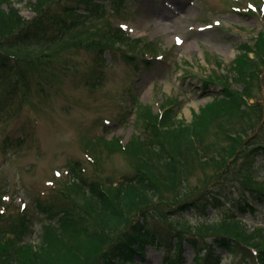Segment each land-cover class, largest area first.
<instances>
[{
	"label": "rangeland",
	"instance_id": "obj_1",
	"mask_svg": "<svg viewBox=\"0 0 264 264\" xmlns=\"http://www.w3.org/2000/svg\"><path fill=\"white\" fill-rule=\"evenodd\" d=\"M31 1L35 0H13L27 18L35 16ZM119 1L109 0L104 16L67 31L62 44L46 41L23 49V57L31 60L44 54L54 56L44 91L35 86L33 66L20 61L14 73L2 75L5 83L22 81L25 86L18 87L11 97V101L22 102V111L10 124L0 121V209H7L8 222L26 211L33 215L34 237L50 215L42 212L37 202L53 205L51 210L56 211L75 200V188L70 187L73 166L79 162L87 180L111 177L119 181L135 174V158L122 145L142 134L157 140L152 137L155 126L144 130L145 121L137 117L141 106L149 105L156 113L171 107L180 110L179 118L193 122L201 108L214 101L213 95L224 90L219 79L227 75L233 80L232 66L240 49L254 46L264 33V0H123L120 9L114 11ZM121 25L131 39L140 38L139 42L131 41V46L140 43V51L134 53L137 60L122 53L131 46L116 44V50L101 53L96 42L94 48L92 42L100 35ZM84 37L81 43L79 39ZM26 69H30L27 75ZM232 87L236 89L234 82ZM263 89L257 90L256 100L264 106ZM159 125L168 130L171 127ZM168 134L173 135L171 131ZM8 135L14 144L6 152L4 140ZM100 137H118L121 148L96 140ZM248 138L264 142V125ZM257 165L259 178L251 185L264 189V155L258 157ZM200 168L181 190L167 188L159 203L174 209L206 190L216 168ZM234 208L233 201L209 207L211 220H205L199 211H178L172 229L187 227V235L201 240L194 233L196 225L219 224ZM239 214L244 217L252 244L247 243L240 252L215 245L219 262L264 264L261 249L256 247L259 243L264 249V201L255 211ZM211 234L204 235V240H210ZM185 248L183 264H198L194 259L206 254L187 243ZM162 252L149 245L145 264H161Z\"/></svg>",
	"mask_w": 264,
	"mask_h": 264
},
{
	"label": "trees",
	"instance_id": "obj_2",
	"mask_svg": "<svg viewBox=\"0 0 264 264\" xmlns=\"http://www.w3.org/2000/svg\"><path fill=\"white\" fill-rule=\"evenodd\" d=\"M122 1L115 4L118 6ZM29 6L35 11L32 18L25 17L12 0H0V73H4L0 74V121L6 124L22 111V102L11 101V97L25 83L15 80L5 83L2 75L14 73L20 61L33 66L35 86L44 91L50 64L55 60L51 54L37 60L24 58L23 49L46 41L62 44L67 31L93 17L104 16L107 11L104 0H35ZM86 38L79 41L82 43ZM131 41L121 27L112 26L92 43L94 48L98 44L103 53L116 50V44L127 48ZM139 44L123 51V55L137 60L134 53L140 51ZM241 49L242 54L232 66L233 80L227 75L219 79L225 85L224 90L214 96V102L201 108L192 123L179 118L180 110L170 107L156 113L149 105L141 106L137 117L145 121L144 130L155 126L152 137L157 140L142 134L122 145L135 158V174L119 181L111 177L87 180L78 167L80 163L73 166L70 187L74 186L76 196L72 204L53 211V205L37 202L42 212L50 214L37 244L26 241L34 232L33 215L26 211L8 222V211L4 208L0 212V264H144L149 245L163 251L162 260L166 264H182L186 243L198 252L206 251L201 258L196 257L199 264H220L215 245L241 251L247 243L252 244L237 212L251 209L249 199L256 202L264 197V189L251 185L255 180V159L264 155V142L247 139L258 126L264 125V106L250 102L264 86V33L254 46ZM27 71L30 69L24 70L25 75ZM161 123L171 125L170 130L161 128ZM10 137L4 140L6 152L14 144ZM23 141L22 137L18 144ZM101 141L109 147L121 148L118 137ZM209 166H215L216 171L211 174L206 190L194 200L180 203L174 209L159 203L167 188L181 190L196 169ZM223 199L233 201L237 209L219 224L212 221L196 225L194 233L201 240L187 235V227L173 231L172 226L176 225L172 220L178 211L206 214L208 207L222 204ZM209 232L212 237L204 240L203 236ZM256 247L261 249L264 259V249L259 243Z\"/></svg>",
	"mask_w": 264,
	"mask_h": 264
}]
</instances>
